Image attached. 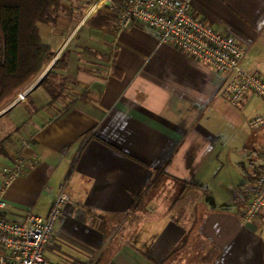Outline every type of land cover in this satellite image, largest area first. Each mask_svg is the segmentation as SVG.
Returning <instances> with one entry per match:
<instances>
[{
  "label": "crops",
  "instance_id": "obj_1",
  "mask_svg": "<svg viewBox=\"0 0 264 264\" xmlns=\"http://www.w3.org/2000/svg\"><path fill=\"white\" fill-rule=\"evenodd\" d=\"M64 4L59 18L72 24L54 47L59 18L39 23L50 62L0 111L1 162L29 163L4 190L6 217L45 216L64 185L70 200L45 250L54 263L264 264V207L242 217L249 162L264 157V126L247 121L264 100L248 92L230 104L209 64L137 21L118 30L109 6L99 11L113 23L92 28L94 4L82 18ZM191 10L226 27L247 48L242 67L264 78V0H191ZM66 43L52 98L41 81Z\"/></svg>",
  "mask_w": 264,
  "mask_h": 264
},
{
  "label": "built area",
  "instance_id": "obj_2",
  "mask_svg": "<svg viewBox=\"0 0 264 264\" xmlns=\"http://www.w3.org/2000/svg\"><path fill=\"white\" fill-rule=\"evenodd\" d=\"M109 7L114 11L118 30H125L137 21L159 43L172 44L223 74V92L230 104H237L248 92L264 100V78L241 65L246 46L226 27L212 25L196 15L191 10V0H121L117 3L111 0ZM247 124L251 129L264 126V112L252 115ZM28 166L25 158L18 154L0 170V264H58L45 257V250L53 241L54 225L62 207L70 200L64 185L45 216L28 212L21 219L12 220L5 215L4 190ZM249 168L251 180L245 184L244 220L252 219L264 207V157L250 161ZM69 264L93 262L73 260Z\"/></svg>",
  "mask_w": 264,
  "mask_h": 264
},
{
  "label": "trees",
  "instance_id": "obj_3",
  "mask_svg": "<svg viewBox=\"0 0 264 264\" xmlns=\"http://www.w3.org/2000/svg\"><path fill=\"white\" fill-rule=\"evenodd\" d=\"M64 1L79 6V12H82V0H0V106L54 55L53 47L41 38L39 23L54 25L61 13L71 9H67ZM112 1L117 3L121 0ZM112 23V17L99 10L87 20L88 26L92 28H103ZM65 53L56 59L51 70L41 81L52 98L60 87L54 85L51 80H54L57 71L63 68ZM157 181L159 180L155 178L148 190H153ZM183 184L184 189L193 185L188 182Z\"/></svg>",
  "mask_w": 264,
  "mask_h": 264
},
{
  "label": "rangeland",
  "instance_id": "obj_4",
  "mask_svg": "<svg viewBox=\"0 0 264 264\" xmlns=\"http://www.w3.org/2000/svg\"><path fill=\"white\" fill-rule=\"evenodd\" d=\"M90 2H88V4H85V8H84V10H83V12H82V14H81V16H80V18H82L84 15H85V12L87 11V9L92 5V4H94V3H96L97 1L96 0H89ZM110 1L111 0H99V2H97L96 4H94L93 6V9L91 10V13L92 12H94L95 10H101L102 8H104V7H108L109 6V4H110ZM78 15H80L79 13H78ZM77 15V16H78ZM69 24H72V22H70V19H67V18H64V15H63V17H61V18H59V24H58V28L56 27V28H54L55 29V36H52L50 39H49V42L50 43H52V45H53V47L57 44V41H58V39L63 35V34H65V30H63L64 28H66V29H68V27H70L69 26ZM44 24L43 23H41V25L40 26H43ZM41 29H42V27H41ZM42 31V30H41ZM63 45V44H62ZM62 45L60 44V45H58L57 46V48L55 49V52H57L61 47H62ZM68 46H72L71 45V43H66V45L64 46V47H62V49H61V51H60V55H62L64 52H65V50H66V48L68 47ZM59 55V56H60ZM50 62V60L48 61V62H46L45 63V65L43 66V68H41V70L37 73V75H36V77L45 69V67L48 65V63ZM35 77V78H36ZM52 82H53V84H55V81H53V80H51ZM23 91H25V87L24 88H22V89H20L19 91H17V94H18V97H22V96H24V94L23 93H21V92H23ZM17 94H16V96L14 97L13 96V98H11V99H9L7 102H5L4 104H3V106H1L0 107V111H2V109L7 105V104H9V103H11V102H13V100L15 99V98H18L17 97ZM5 121V119H2L1 121H0V125H1V123H2V125H3V122ZM4 129V130H3ZM8 129V126L7 125H5L1 130H2V132L3 131H5V130H7ZM2 142H0V148L2 149V144H1ZM7 163H3V162H1V160H0V170H1V167L2 166H4V165H6ZM52 262V261H51Z\"/></svg>",
  "mask_w": 264,
  "mask_h": 264
}]
</instances>
